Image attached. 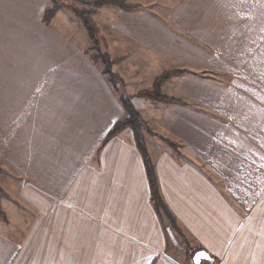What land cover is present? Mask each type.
<instances>
[{
    "label": "crops",
    "instance_id": "1",
    "mask_svg": "<svg viewBox=\"0 0 264 264\" xmlns=\"http://www.w3.org/2000/svg\"><path fill=\"white\" fill-rule=\"evenodd\" d=\"M126 1L135 9H106L102 34L118 60L113 72L149 130L145 143L164 203L218 264H264L258 147L250 156L234 137L232 116L218 120L211 94L194 95L202 81L171 76L161 92L174 100L178 84L175 103L134 97L174 71L178 16L174 0ZM48 8V0H0V166L12 176L0 202L32 213L22 223L0 205V264H185L169 252L130 132L101 144L124 111L110 85L90 72L87 33L65 7L44 23Z\"/></svg>",
    "mask_w": 264,
    "mask_h": 264
},
{
    "label": "rangeland",
    "instance_id": "2",
    "mask_svg": "<svg viewBox=\"0 0 264 264\" xmlns=\"http://www.w3.org/2000/svg\"><path fill=\"white\" fill-rule=\"evenodd\" d=\"M90 1L60 0L59 8L65 7L67 15L72 16L82 27L83 24L78 16L82 14L90 18L97 31L101 53H106L115 64L118 60L112 59L108 54L109 43L102 34L106 29L104 24H107L102 17L106 15L108 8L122 9L114 5L95 8ZM48 3L52 7L49 0ZM132 6L135 7V5ZM174 12L178 16L177 23L174 22V35L178 37L175 43H178L179 49L178 61L174 62V72L177 74H174V81L192 79L204 82V86L196 85L194 95L211 94L210 113L218 120L227 123L229 119L223 115H228L229 118L232 116L234 126L239 131L238 134H234V137L237 135L240 145L242 143L250 150V156L254 155L253 151L258 147L259 161L256 168L260 174L264 175V0H184V2L174 0ZM84 31L86 32L85 28ZM86 54H89L90 72L100 74L110 85L118 95V102L122 109L121 96L128 98L135 108L132 102L133 96L127 93L124 81L115 74L117 78L115 88L104 76L101 62L91 59L97 55L96 51L87 50ZM83 73L85 75L89 71L83 68ZM153 83L150 89L139 90L134 97L150 100L137 94L142 91H152ZM208 84L210 86H206ZM177 87L178 84H174V103L177 102ZM194 103L198 107L202 106L199 105V101L195 100ZM203 108L206 109L207 104H204ZM125 116L124 112L121 120ZM123 130L130 132L133 141L132 131L124 128L120 132ZM148 131V128L143 130L144 137ZM173 145L176 148V144ZM248 172L249 168H244V174ZM10 176L11 174L0 166V197L4 189L9 187ZM8 202H10L9 199L5 198L0 205L8 206L4 208L10 211L11 217L12 214L15 215V219L22 223H26L27 218H32V213L27 207L19 204L14 206ZM1 214L4 220L8 219L6 212ZM160 217L163 220L165 232L169 235V252L179 259H184L185 264H193L192 258L198 251V246L182 231L175 220L171 221L165 215ZM200 264H218V262L213 263L210 257L209 261H201Z\"/></svg>",
    "mask_w": 264,
    "mask_h": 264
},
{
    "label": "trees",
    "instance_id": "3",
    "mask_svg": "<svg viewBox=\"0 0 264 264\" xmlns=\"http://www.w3.org/2000/svg\"><path fill=\"white\" fill-rule=\"evenodd\" d=\"M49 1L51 2L52 7L46 9L44 12L43 21L45 23H49L51 21L54 14L60 7L59 6L60 0H49ZM90 2H91L90 4H92L95 8H99L104 5H114L124 11H130L135 8L132 5H128L125 2V0H91ZM78 17L80 18L83 27L87 32V36L91 44V47H89L88 51L90 52V50H95L97 54L96 56L94 55L93 57H91V59L93 61L99 60L101 62L104 76L107 77V80L115 87L117 78L115 73H113L111 70L113 60H111L106 53H101L99 48V39H98L97 31L95 26L93 25V22L90 20V18L84 17L82 14H80V16ZM174 74H176V72L174 71L163 72L154 80L152 91L149 92L142 91L137 95L140 97L148 98L152 101L174 102L175 100L167 98L164 95H162L160 90L162 84ZM120 99L126 116L123 120L114 123L112 128L108 131L104 139V143L107 142L110 138L116 136L124 128H129L132 131L134 146L140 153V156L142 158L145 167L146 176L148 179V184L150 189V201L159 217L165 215L167 216L168 219L174 221L175 219L172 217V214L170 213L168 207L166 206V204L164 203L161 197L158 180L155 173V166L149 156L146 147L145 138L143 135V130L145 129L147 130L146 123L142 120L138 111L133 107V105L130 103L128 98L121 96ZM165 143L169 147L174 148V145L171 142L165 141ZM198 251H202V250H198ZM211 260L213 261V263L216 261V259H213L212 257Z\"/></svg>",
    "mask_w": 264,
    "mask_h": 264
},
{
    "label": "water",
    "instance_id": "4",
    "mask_svg": "<svg viewBox=\"0 0 264 264\" xmlns=\"http://www.w3.org/2000/svg\"><path fill=\"white\" fill-rule=\"evenodd\" d=\"M201 253L203 254V257H201ZM199 257V259H198ZM210 260V256L204 252V251H198L194 254L193 258H192V263L193 264H200L201 261H209Z\"/></svg>",
    "mask_w": 264,
    "mask_h": 264
},
{
    "label": "snow or ice",
    "instance_id": "5",
    "mask_svg": "<svg viewBox=\"0 0 264 264\" xmlns=\"http://www.w3.org/2000/svg\"><path fill=\"white\" fill-rule=\"evenodd\" d=\"M201 257H203V254L201 253ZM198 259H199V257H198Z\"/></svg>",
    "mask_w": 264,
    "mask_h": 264
}]
</instances>
